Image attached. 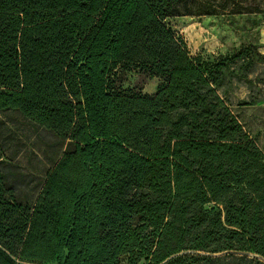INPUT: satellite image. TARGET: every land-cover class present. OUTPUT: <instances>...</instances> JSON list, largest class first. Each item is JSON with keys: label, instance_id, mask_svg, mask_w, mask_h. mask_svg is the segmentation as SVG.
Here are the masks:
<instances>
[{"label": "trees", "instance_id": "obj_1", "mask_svg": "<svg viewBox=\"0 0 264 264\" xmlns=\"http://www.w3.org/2000/svg\"><path fill=\"white\" fill-rule=\"evenodd\" d=\"M216 14L264 0H0V113L54 139L37 178L0 136V264H264V153L215 89L240 54L164 22Z\"/></svg>", "mask_w": 264, "mask_h": 264}, {"label": "rangeland", "instance_id": "obj_2", "mask_svg": "<svg viewBox=\"0 0 264 264\" xmlns=\"http://www.w3.org/2000/svg\"><path fill=\"white\" fill-rule=\"evenodd\" d=\"M164 22L198 62L240 54L223 69L215 89L249 139L264 153V14L181 15ZM120 78L123 88L148 94H154L162 83L159 77L138 68H130ZM0 136L8 146L7 153H14L17 168L39 178L53 154L46 146L53 137L12 112L0 113Z\"/></svg>", "mask_w": 264, "mask_h": 264}]
</instances>
